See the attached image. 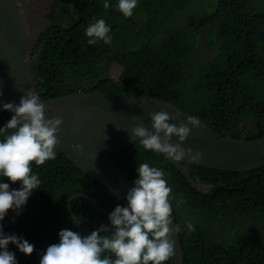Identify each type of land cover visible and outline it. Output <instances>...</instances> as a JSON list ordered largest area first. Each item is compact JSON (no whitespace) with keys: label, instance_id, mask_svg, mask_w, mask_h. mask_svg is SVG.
I'll return each instance as SVG.
<instances>
[{"label":"trees","instance_id":"trees-1","mask_svg":"<svg viewBox=\"0 0 264 264\" xmlns=\"http://www.w3.org/2000/svg\"><path fill=\"white\" fill-rule=\"evenodd\" d=\"M196 1L212 11L175 26L173 17L186 13ZM108 2L107 9L103 0H66L61 8L52 7L53 25L41 34L31 65L42 99L79 92L148 93L203 120L223 137L264 138V0H138L127 18L117 9V0ZM93 17L111 26L110 45L86 43L85 29ZM202 35L216 56L198 65L194 57ZM115 64L123 68L120 79L110 75ZM10 117L0 111V126ZM114 159L131 183L141 162L164 170L172 188L173 221L181 228L183 264H264V167L245 173L192 167L193 178L211 186L201 193L164 155L145 151L139 143ZM32 169L40 188L33 190L19 215L9 210L0 222L6 233L34 245L32 254L24 256L9 244L18 264H39L62 229L89 234L68 210V199L75 193L91 195L106 210L124 205L59 152L42 165L33 163ZM18 187L19 182L10 184ZM71 207L90 231L108 223V215L84 197H76ZM180 210L193 215L184 219ZM259 223L262 233L253 228Z\"/></svg>","mask_w":264,"mask_h":264},{"label":"clouds","instance_id":"clouds-1","mask_svg":"<svg viewBox=\"0 0 264 264\" xmlns=\"http://www.w3.org/2000/svg\"><path fill=\"white\" fill-rule=\"evenodd\" d=\"M137 4L138 0H117L116 7L127 18L132 16ZM103 6L105 9L109 7L108 0H103ZM18 7L23 12L22 5L18 4ZM25 34L29 35L27 26ZM85 36L88 37V45L101 41L110 45L113 40L111 26L104 18L93 17L85 29ZM0 111L12 113L10 119L0 126L2 222L9 210L19 215L33 190L40 188L41 180L32 165L39 166L56 158L57 133L62 118L46 119L44 103L33 90L25 91L19 103L0 101ZM149 118L151 130L143 125L131 130V137L138 139L145 151L163 154L174 162L185 159L198 161L201 158L199 152L193 153L191 148L181 147L191 128L199 125L196 116L186 117V121L178 126L169 123L171 117L165 110L150 113ZM173 136L178 139L176 144L170 143ZM74 149L79 151L80 145H75ZM135 171L137 176L124 197L126 205H115L108 215L107 225H101L87 235L72 229L60 230L58 242L47 246L40 255L39 264H166L175 254L172 232L181 231L178 225L173 229L169 227L172 223V188L162 168L141 162ZM17 182L18 188H10V184ZM186 227L188 231L193 228L191 223ZM9 244L24 256L31 255L34 249V245L23 237L6 233L0 226V264H18Z\"/></svg>","mask_w":264,"mask_h":264},{"label":"water","instance_id":"water-1","mask_svg":"<svg viewBox=\"0 0 264 264\" xmlns=\"http://www.w3.org/2000/svg\"><path fill=\"white\" fill-rule=\"evenodd\" d=\"M18 4L22 5L23 12ZM55 4L56 0H0V101L19 103L25 91L38 93L32 75L33 50L41 34L53 25L49 16ZM25 26L29 35L25 34ZM39 98L44 103L46 119L55 116L62 118L57 133V152L107 187L124 205L125 194L132 183L116 163L114 155L138 143V139L131 137V130L137 125L151 130L149 114L161 110L167 111L171 117L169 123L177 126L191 116L171 104L152 98L148 93L113 95L79 92L48 100ZM198 120L196 128L189 125L190 135L181 147L191 148L193 153L199 152L201 158L181 162L167 158L194 189L207 193L211 186L196 181L191 173L192 167L230 173L251 172L264 167V138L248 141L223 137L208 123ZM177 142V137H171L170 143ZM75 145H80L79 151L74 149ZM90 196L78 192L67 203L73 219L89 234L91 231L88 227L79 222L72 212L73 200L84 197L100 213L109 215L111 211L98 206ZM171 221L169 227L173 229L172 212ZM172 238L175 240V254L168 263L183 264L178 232L173 231Z\"/></svg>","mask_w":264,"mask_h":264},{"label":"rangeland","instance_id":"rangeland-1","mask_svg":"<svg viewBox=\"0 0 264 264\" xmlns=\"http://www.w3.org/2000/svg\"><path fill=\"white\" fill-rule=\"evenodd\" d=\"M211 11L212 10L210 8L205 9L201 2L198 3L196 1L193 8L187 10L186 13L175 15L173 17V22L175 23V26H183L187 18H190L191 16H203L204 14L209 13ZM199 41L200 42L197 45V52L194 57V62L195 64L197 63L198 65H201L208 63L212 59H214L216 56V52L209 51L206 44L205 35H202ZM122 72L123 68L119 67L117 64L113 65L110 69V75L115 79H120ZM206 190L207 189L204 187V191ZM180 214L184 217V219H186V216L190 215L191 213H186L184 210H180ZM198 220V217H196V221Z\"/></svg>","mask_w":264,"mask_h":264},{"label":"flooded vegetation","instance_id":"flooded-vegetation-1","mask_svg":"<svg viewBox=\"0 0 264 264\" xmlns=\"http://www.w3.org/2000/svg\"><path fill=\"white\" fill-rule=\"evenodd\" d=\"M65 2H66V0H56V4L54 6L59 4L60 5L59 7L61 8L63 5H65ZM192 215L193 214H190V215H187L186 217H191ZM253 228H255L258 233H262V231H263V226L260 223L258 225H255V227H253Z\"/></svg>","mask_w":264,"mask_h":264}]
</instances>
